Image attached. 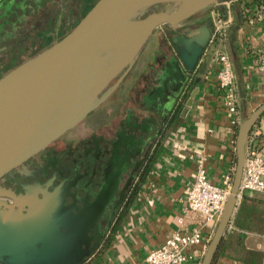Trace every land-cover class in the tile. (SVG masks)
I'll return each instance as SVG.
<instances>
[{"label": "crops", "instance_id": "1", "mask_svg": "<svg viewBox=\"0 0 264 264\" xmlns=\"http://www.w3.org/2000/svg\"><path fill=\"white\" fill-rule=\"evenodd\" d=\"M233 15L222 48L233 60L241 120L264 101V73L257 69L251 50L262 35L257 27L248 33V40L242 39L243 20L236 9ZM156 44L154 54L162 50ZM200 54L189 64L180 60L185 80L182 78L179 87L171 90L165 108L158 99L155 107L144 108V111L153 108L159 115L165 110L168 116L156 119V133L140 156L132 196L119 203L95 244L83 247V239L77 237L67 246L63 257L70 259L71 264L79 259L80 264H147L149 250L162 244L170 234L176 230L190 232L196 227L205 242L186 248L192 258L184 264H200L217 223L201 225L197 214L186 211L187 192L199 167L205 169L212 183H219L223 174L234 169L238 128L210 79L209 57L199 62ZM144 65L145 62L131 78L128 90L136 84ZM194 88L197 91L193 102L183 112L186 101H182ZM179 107V115L175 117ZM139 116L141 119L142 114ZM251 137L254 145L264 150V112L253 125ZM231 220L233 228L227 229L211 264H264V193L245 191Z\"/></svg>", "mask_w": 264, "mask_h": 264}, {"label": "water", "instance_id": "2", "mask_svg": "<svg viewBox=\"0 0 264 264\" xmlns=\"http://www.w3.org/2000/svg\"><path fill=\"white\" fill-rule=\"evenodd\" d=\"M216 2L96 0L62 37L2 74L0 178L99 107L133 67L156 28L162 24L176 28ZM209 36L210 33L205 45ZM196 91L194 88L190 92L183 112L192 104ZM263 112L264 101L238 124L230 192L200 264L212 263L228 229L238 203L246 143ZM0 196L13 200V203L0 201L10 209L19 201L14 192H0ZM2 231L0 223V237ZM7 254L13 255L9 246L0 244V262L13 264L12 256L6 258ZM80 263L81 259L74 264Z\"/></svg>", "mask_w": 264, "mask_h": 264}, {"label": "rangeland", "instance_id": "3", "mask_svg": "<svg viewBox=\"0 0 264 264\" xmlns=\"http://www.w3.org/2000/svg\"><path fill=\"white\" fill-rule=\"evenodd\" d=\"M16 1L0 0V12L7 11L4 15L0 14V21L4 23L3 28L0 29V74L11 68L22 57H26L32 51L38 50L52 42L55 37L67 32L96 0H24L22 4L17 5L15 3L19 0ZM210 9L211 6L208 5L201 12H208ZM161 28L165 30L164 26ZM160 30L159 27L156 28L154 34L144 45L141 54L132 67L130 79H126L121 88L113 92L104 103L90 112L69 133L87 130V138L89 139L90 134L97 135L103 132L106 124H119L123 118L125 106L134 107L135 112L141 113L142 116L146 115L145 107L148 108L151 103L152 106H156V100L150 98L146 93L143 95L144 88L148 85V81L145 83L146 80L144 79L135 84L133 91H131V98L126 99V95L130 94L127 88L131 84V78L138 73L149 55H153V50L157 45V37L161 34ZM207 33L208 29L204 26L190 36L179 38L176 42V48L181 59L192 63L199 54L198 50L202 47L201 45L206 42ZM175 64L176 66L172 67L173 71L169 78L164 80L165 87L176 76H178L179 81L184 78L182 72L180 77L178 74L176 75L178 65ZM178 87L179 85L175 89ZM151 113L153 114V111ZM157 116H160L159 113ZM140 120L143 131L146 130L147 126H150V120L154 121L150 117L141 118L138 121ZM153 124L152 132L156 127L155 123ZM121 132L123 135L118 141L129 142L124 132ZM144 138L143 136L140 139ZM56 144L57 141L45 148L39 155L51 153L52 149L56 148ZM65 149L68 148L65 147ZM67 153L64 152L62 156ZM60 163L71 164L70 161L64 162L63 160ZM35 175L39 177V174L35 173ZM49 176L50 174L44 173L43 183L36 182V180L28 188L26 216L18 215L8 222L5 219L0 220L3 227L0 244H7L12 254H15L14 256L6 255V258L12 256L13 264H71L70 259L63 257L68 250L67 246L77 234L81 233L83 226L89 225L91 209L82 208V211V209L76 208L78 205L76 206L73 201L66 203V197L72 196L74 198V192L71 191L73 178H67L64 183H55L51 181ZM85 195L87 198L89 197L88 190H86ZM18 217L26 219L24 221L18 220Z\"/></svg>", "mask_w": 264, "mask_h": 264}, {"label": "flooded vegetation", "instance_id": "4", "mask_svg": "<svg viewBox=\"0 0 264 264\" xmlns=\"http://www.w3.org/2000/svg\"><path fill=\"white\" fill-rule=\"evenodd\" d=\"M156 8L159 9L160 6L158 5ZM209 11L210 10H208V12L200 11L201 13H196L176 28H172L167 24H162L161 27L164 26L165 28V30H163L159 26L163 36L159 34L157 42L162 50L157 54L153 52V55H149L143 66L142 73L136 80V83H140L143 79L146 80L145 83L148 81V85L144 88L145 92L143 95L146 93L150 98L154 100L158 99L161 106L165 107V105H167L171 98V90L175 89L180 81L178 76H176L165 87L163 84L164 80L169 78L170 73L173 71L172 67L174 65L176 66L175 63L178 65L176 68L178 71H176V75L178 74L180 77V73H183L180 60L183 61L184 59H181L179 56L176 42L179 38L194 34L195 31L201 27L206 26V29L209 31L212 24ZM4 13L6 14L7 11L4 10L0 12L1 15H4ZM76 23H74L72 27ZM3 25V21H0V29L3 28ZM72 27H70L67 32ZM164 36L167 39H164ZM60 37L62 36L55 37L51 43ZM46 46L44 45L38 50L32 51L26 57H22V59L16 62L12 67ZM201 46L198 53L202 54L205 43ZM185 61L186 60H184V63L186 64L190 63L189 61ZM8 70L1 73L0 76ZM131 70L132 68L122 79L117 89L124 85L125 79L131 74ZM117 89H115V91ZM132 89L133 88L129 90L130 94H128L126 99H129V97L131 98ZM186 100L185 98L182 102ZM123 111L125 112L119 124H106L103 132L97 135L90 134L88 136L89 139L87 138V130L69 133L79 124L78 123L48 145L50 146L57 141L56 148H53L51 153L39 155L48 147L46 146L19 166L5 173L0 178V192H14L19 196V201L12 209L0 203V216H2L0 220L5 219V221L8 222L18 215L21 216L23 214V216H26L25 211L28 206V188L36 180V182L43 183L44 178L42 177L44 173L50 174L49 177L52 179L51 181L55 183H64L67 178L71 177L74 180L71 185L74 198L72 196L66 197V203H72L73 201L76 206L78 205L76 208L91 209L89 214V225H86V227L82 225L81 233L77 234L75 238L78 237L77 239H83V247L87 246L86 248H88V246L93 245L102 230L107 226L109 218L116 211L119 203L124 198L128 199L132 196L135 186L134 181L136 180L135 177L138 174L140 156L145 154L157 129L154 128V132L151 130L154 125L153 123H156V119L158 120L159 118L157 116L158 112H155L153 109H147L146 115L142 116L143 119H147V117L154 119V121L150 120V126H147L144 131L141 128L142 122L138 121L140 119L139 112H135L134 107L125 106ZM148 111L149 114H147ZM151 111H153V114ZM161 114L160 117L162 119H166L168 116L165 110ZM121 131L124 132L129 142L118 141L120 136L123 135ZM143 136L145 138L140 139ZM65 147L68 149H65ZM64 152L68 153L62 156ZM61 160L64 162L70 161L71 164L60 163ZM35 173L39 174V177L38 175L36 176ZM86 190L89 191L88 198L85 195ZM0 201L13 203L11 198L5 196H0ZM85 203L86 205H83ZM17 219L24 221L26 218L22 219L18 217ZM74 239H72L71 242H74Z\"/></svg>", "mask_w": 264, "mask_h": 264}, {"label": "built area", "instance_id": "5", "mask_svg": "<svg viewBox=\"0 0 264 264\" xmlns=\"http://www.w3.org/2000/svg\"><path fill=\"white\" fill-rule=\"evenodd\" d=\"M233 9H236L244 23L242 39L248 40V33L257 27L260 28L262 40L251 46V50L256 58L257 69L264 73V0H218L212 4L210 9L212 29L199 62L209 57L212 75L210 79L215 84L224 107L232 114V123L238 126L240 119L236 73L230 54L222 48L227 36V28L234 19ZM233 171L234 169L223 174L219 183L210 182L203 167H199L195 173L187 192L186 211L197 214L201 225L210 221L218 222L230 192ZM245 191L264 193V150L254 145L252 137H248L246 143L238 200ZM231 228H233L232 220L228 225V229ZM203 242L205 241L199 227L193 228L190 232L176 230L162 244L149 250L146 262L147 264H184L192 258V255L186 252V248Z\"/></svg>", "mask_w": 264, "mask_h": 264}, {"label": "trees", "instance_id": "6", "mask_svg": "<svg viewBox=\"0 0 264 264\" xmlns=\"http://www.w3.org/2000/svg\"><path fill=\"white\" fill-rule=\"evenodd\" d=\"M13 1H14V0H13ZM23 2H24L23 0H19L16 4H22ZM82 16H83V15H82ZM65 33H66V32H65ZM65 33H64V34H65ZM64 34H63V35H64ZM63 35H61V36H63ZM50 43H51V42H49L48 44H50ZM48 44H46V45H48ZM46 45H45V46H46ZM126 79H127V78H126ZM126 79H125V81H126ZM125 81H124V83H125ZM180 109H181V108L179 107V108L175 111V114H174L175 117H177V116L179 115Z\"/></svg>", "mask_w": 264, "mask_h": 264}]
</instances>
